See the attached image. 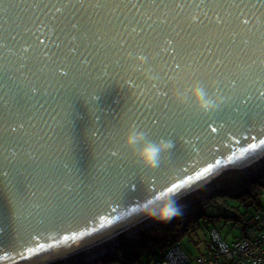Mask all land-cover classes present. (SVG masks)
<instances>
[{
    "label": "water",
    "instance_id": "95a60500",
    "mask_svg": "<svg viewBox=\"0 0 264 264\" xmlns=\"http://www.w3.org/2000/svg\"><path fill=\"white\" fill-rule=\"evenodd\" d=\"M260 5L0 0V264L136 237L160 224L141 202L182 184L178 203L263 160ZM195 82L220 99L214 113L174 98ZM133 125L175 144L154 171L124 147Z\"/></svg>",
    "mask_w": 264,
    "mask_h": 264
},
{
    "label": "trees",
    "instance_id": "16d2710c",
    "mask_svg": "<svg viewBox=\"0 0 264 264\" xmlns=\"http://www.w3.org/2000/svg\"><path fill=\"white\" fill-rule=\"evenodd\" d=\"M201 190L205 192V197L197 198L198 201H195L192 206L189 205L195 200L196 194L193 193L182 199L188 207L182 211L181 215L170 222L160 223L144 230L136 237L128 238L121 235L118 239L119 245L113 251L96 258L93 262H86L87 252L82 251L68 257L65 261H57L56 264H149L151 259L162 258L165 252L177 243H181L185 252L194 259L192 250L187 246L191 245L198 251L201 246H207V231L211 227L208 224L214 225L206 220L209 218V208L233 207L230 203L231 199L239 200L241 204L255 209L264 207V205L262 207L264 167L249 172L247 177L240 170L226 171ZM252 216L237 212L235 219L243 221L242 232H245L252 222ZM203 253L205 252H200V255Z\"/></svg>",
    "mask_w": 264,
    "mask_h": 264
},
{
    "label": "clouds",
    "instance_id": "9594fccd",
    "mask_svg": "<svg viewBox=\"0 0 264 264\" xmlns=\"http://www.w3.org/2000/svg\"><path fill=\"white\" fill-rule=\"evenodd\" d=\"M137 60L140 65H143L146 58L141 55L137 57ZM174 98L180 104L194 105L199 113L205 115L214 113L220 107V99L210 95L199 82L193 83L182 91L177 90ZM124 147L131 152L141 167L154 171L161 166L163 159L171 153L175 144L172 140L163 138L159 142L151 141L145 132L133 125L124 139ZM183 204L186 203L181 205ZM182 211L173 194L150 198L137 206L138 214L158 223L170 222L181 215Z\"/></svg>",
    "mask_w": 264,
    "mask_h": 264
},
{
    "label": "built area",
    "instance_id": "2783aa9c",
    "mask_svg": "<svg viewBox=\"0 0 264 264\" xmlns=\"http://www.w3.org/2000/svg\"><path fill=\"white\" fill-rule=\"evenodd\" d=\"M183 205L185 209L188 207ZM208 225L211 227L207 231L205 253L192 259L177 243L162 258L151 259L149 264H264V207L253 214L245 234L233 242L222 235L218 226Z\"/></svg>",
    "mask_w": 264,
    "mask_h": 264
},
{
    "label": "rangeland",
    "instance_id": "374dc122",
    "mask_svg": "<svg viewBox=\"0 0 264 264\" xmlns=\"http://www.w3.org/2000/svg\"><path fill=\"white\" fill-rule=\"evenodd\" d=\"M261 167H264V159L261 160L260 162L256 163V164H254V165H252L246 169H242L240 171H242L244 173V175L247 177L249 175V172L256 170V169H259ZM204 193L205 192L201 189L199 191L195 192L194 193V194H196L195 200L192 201L191 204L193 205L195 203V201H198L197 198H199V195L204 194ZM182 203H183L182 201H179L178 205L180 206ZM230 203H231V206H233V207L219 206V207L209 208V210H208L209 218H207L206 220L211 222L212 224L218 226V228L221 230L222 235L225 238H227L230 242H233V241H236L237 239L241 238V236L243 234H245V232H242L243 221H241L240 219H238V220L235 219L237 212L238 213H246L247 216L249 215V217H250L255 212L261 210L262 208L259 207L258 209L257 208L255 209L254 207L246 206L244 204H241V202L239 200H236V199H231ZM263 205H264V201L262 202V207H263ZM145 224L146 223H143L142 225H145ZM142 225H141V228H142ZM139 226H137V227H139ZM136 229H138V228H136ZM130 230L128 232L124 233L123 235L126 237H127V235H132V233L135 230L133 232H130ZM118 241H119L118 239L115 241L111 240V241L105 242L101 245H98L96 247H93V248L87 250L86 251L87 252L86 260H87V258L92 259L96 255H102V254L105 255L106 253L113 251V249L116 247ZM187 247L192 250V253L195 257L200 255V252L202 253V252H205V250H206V246H204V247L201 246L199 251L191 245H189ZM63 261H65V260H63ZM50 264H56V262H52Z\"/></svg>",
    "mask_w": 264,
    "mask_h": 264
},
{
    "label": "snow or ice",
    "instance_id": "6c2138e0",
    "mask_svg": "<svg viewBox=\"0 0 264 264\" xmlns=\"http://www.w3.org/2000/svg\"><path fill=\"white\" fill-rule=\"evenodd\" d=\"M81 3L85 2V0H80ZM135 3H137L138 5L139 4H142L144 2H146V0H134ZM151 2L153 4L155 3H163L165 2V0H151ZM178 4H180L181 6L183 5V3L185 2V0H177ZM206 2H210V3H218L219 0H200V3H206ZM231 3L233 4V6L235 7H242V6H245V5H251L252 7H256L257 4H259V0H255V2H253V0H231ZM262 8H264V5H260ZM241 17H242V24L245 25V26H248L250 24V20L247 19V18H244V13L242 12L241 13ZM219 19V18H218ZM257 22L258 23H264V13L261 14L260 17L257 18ZM41 43L43 44L44 41H41ZM169 44H171L172 42L171 41H168ZM3 45H0V47H2ZM27 50V49H25ZM262 98H264V91H261L260 92V95ZM216 129H212V131H215ZM14 131V129H13ZM262 143H264V141H262ZM203 175V173L201 174ZM185 184L186 183H189V181H185L184 182ZM182 187V184H173L171 187H168L165 191L161 192L160 195H157L155 196V198H159L160 196H167L169 194H178L177 193V189ZM107 225H111L113 223V221L111 219L107 220L106 221ZM105 226L104 223L101 224V228H103Z\"/></svg>",
    "mask_w": 264,
    "mask_h": 264
},
{
    "label": "bare ground",
    "instance_id": "6f19581e",
    "mask_svg": "<svg viewBox=\"0 0 264 264\" xmlns=\"http://www.w3.org/2000/svg\"><path fill=\"white\" fill-rule=\"evenodd\" d=\"M53 259H54V258H53ZM53 259H50V260H48V261H45V263H46V262H49V261H51V260H53Z\"/></svg>",
    "mask_w": 264,
    "mask_h": 264
}]
</instances>
